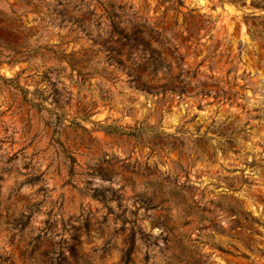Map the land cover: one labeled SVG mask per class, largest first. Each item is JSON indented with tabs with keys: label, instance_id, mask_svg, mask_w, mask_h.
Masks as SVG:
<instances>
[{
	"label": "rangeland",
	"instance_id": "rangeland-1",
	"mask_svg": "<svg viewBox=\"0 0 264 264\" xmlns=\"http://www.w3.org/2000/svg\"><path fill=\"white\" fill-rule=\"evenodd\" d=\"M132 232L129 264H264V0H0V264Z\"/></svg>",
	"mask_w": 264,
	"mask_h": 264
},
{
	"label": "trees",
	"instance_id": "trees-1",
	"mask_svg": "<svg viewBox=\"0 0 264 264\" xmlns=\"http://www.w3.org/2000/svg\"><path fill=\"white\" fill-rule=\"evenodd\" d=\"M110 25H111V29H112V32H114V33H116L117 35H121L122 34V31L120 30V29H118L117 28V26H116V24H115V22H111L110 23ZM16 87L17 88H19L18 87V85H16ZM19 90H23V89H19ZM24 92H27V91H25V90H23ZM180 94V93H179ZM59 110H61L60 109V107L58 106H56V107H54V111H56V116H59ZM104 129H105V131L106 132H118V133H125V131L124 130H122V129H119L118 127H116V126H111V125H109V126H105L104 127ZM28 215H26V216H22V218H21V220L25 223L26 221H24V218L27 220L28 219ZM22 222V223H23ZM134 233L132 232V234L131 235H129V237H128V240L126 241V247L122 250V254H121V264H129L130 263V254H131V252H132V250H133V247H134ZM148 237V236H147ZM143 242L144 243H147L148 242V239H143ZM55 244L56 243H54V244H52L51 245V250H49V251H47V252H45V254H47V255H50L51 256V258L49 259L50 260V264H63V263H65V261H64V259H63V257L62 256H60V250H59V248H55ZM55 254H57V256L55 257V259H53V256L55 255ZM59 259V260H58ZM147 259H148V256H147V254L144 256V261H147Z\"/></svg>",
	"mask_w": 264,
	"mask_h": 264
}]
</instances>
